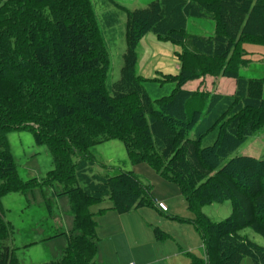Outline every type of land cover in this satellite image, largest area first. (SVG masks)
I'll list each match as a JSON object with an SVG mask.
<instances>
[{
	"label": "trees",
	"instance_id": "16d2710c",
	"mask_svg": "<svg viewBox=\"0 0 264 264\" xmlns=\"http://www.w3.org/2000/svg\"><path fill=\"white\" fill-rule=\"evenodd\" d=\"M120 8L126 49L119 78L108 84V49L91 0H0V197L40 184L19 178L6 138L10 130H29L52 158L42 184L59 183L72 212L62 255L43 264H97L95 216L107 209L91 207L108 199L125 213L153 203L133 172L93 173L90 148L117 138L132 163H146L184 197L193 216L172 218L192 223L204 251L203 258L185 252L189 264H239L244 257L264 264V247L239 233L249 227L264 238V153L233 155L264 127V74L240 73L256 54L245 46L264 48V0ZM189 18L212 20L213 34L187 33ZM148 32L181 46L178 72L165 78L175 86L158 98L134 71L138 41ZM206 75L232 78L233 92L183 88ZM225 200L232 209L224 220L202 213L203 205ZM11 235L0 205V264H19Z\"/></svg>",
	"mask_w": 264,
	"mask_h": 264
},
{
	"label": "rangeland",
	"instance_id": "374dc122",
	"mask_svg": "<svg viewBox=\"0 0 264 264\" xmlns=\"http://www.w3.org/2000/svg\"><path fill=\"white\" fill-rule=\"evenodd\" d=\"M153 0H91L96 13L97 23L106 43L109 57L107 83L111 84L119 78L122 66V54L126 49L124 9H135L146 6ZM214 32V22L206 18H189L187 21V33L208 36ZM246 49L260 53L261 46L247 44ZM181 46L167 40L159 39L152 32L143 35L138 41L135 63V74L145 79L144 85L151 98H158L169 94L175 86L167 76L176 75L178 72V54ZM252 56V55H251ZM247 66L240 68L241 75L245 77H262L264 74V61L261 55L255 54ZM227 77H212L206 75L202 78L191 80V91H209L228 93L232 90L231 80ZM232 79V78H231ZM198 80V81H197ZM230 81V82H229ZM264 96V85H263ZM9 150L17 166V174L23 181L35 179L36 184L26 192L9 191L0 197V205L5 219L12 226L10 245L13 256L19 264H43L52 259L59 258L66 246V234L72 228V212L68 197L60 194L62 186L53 182L51 185L42 184L46 173L52 169V158L48 149L43 144H37L31 131L26 129L10 130L6 134ZM264 127L247 142L241 145L233 155H250L262 158L264 153ZM90 153L95 159L93 173L102 175H116L120 172H133L138 180L150 187L152 206H141L131 210L138 213L124 220L126 230L125 238L131 244L147 242L150 238L155 245L178 244L181 249L196 245L199 251L201 238L189 221L172 218L173 214L182 218H191L192 212L187 208L184 197L178 191L176 185L160 177L146 163H132L126 153L123 143L112 138L93 145ZM155 200L165 202V211L155 206ZM110 203L108 199L93 205L91 210ZM171 207V208H170ZM231 202H213L201 207V211L212 222H219L231 214ZM129 211V212H131ZM127 212V213H129ZM105 213V211L103 212ZM99 216L95 219L97 222ZM181 225V226H180ZM176 226L183 229L181 236ZM187 227L194 230L193 236L188 234ZM157 229L170 236L158 239ZM241 235L264 247V238L251 228L245 227L239 230ZM192 239V240H191ZM174 240H177L174 242ZM119 252L123 251L124 241L120 239ZM147 246L148 243H146ZM187 251H190L188 249ZM201 253V252H200ZM120 255L127 258L130 251L121 252ZM97 254V264H107L101 261ZM99 259V260H98ZM239 264H252L249 257H244Z\"/></svg>",
	"mask_w": 264,
	"mask_h": 264
},
{
	"label": "crops",
	"instance_id": "0c3cea01",
	"mask_svg": "<svg viewBox=\"0 0 264 264\" xmlns=\"http://www.w3.org/2000/svg\"><path fill=\"white\" fill-rule=\"evenodd\" d=\"M261 50L262 51H260V53H255L262 55V53H264V48ZM224 79L231 80L232 90L228 93H232L234 89V80L231 78ZM191 83L192 82H186L183 85V88L190 90ZM158 201L163 202L162 200H155V206L156 202ZM163 203L165 204V202ZM166 208L168 211L169 206L167 207L166 205ZM99 209H107L105 213L97 214L95 216V218L99 216L98 220L100 219L99 222H97L96 219L95 220L97 224L96 234L98 238L97 254L99 255V259L102 262L105 261L107 264H189L190 261L185 256V252H191L198 257H204L202 243H200V248L202 249V251H199L196 245L190 246L186 248V250L181 249L179 244L176 246L179 247L178 249L174 248V245L167 246L163 243H157L155 245V242H153L150 238H147L146 242L150 246H147L146 243L143 244V242L131 244L125 238L124 230L126 229L124 227V220H127L128 218L135 216V214L138 213L132 211H128L129 213H118L115 210L111 209V203H105L104 206L97 207L92 211L96 212ZM172 216H177V214H173ZM180 226H176L175 228L177 229L178 233L183 236V229H181ZM187 229L188 234H190V236H193L194 240V230L190 227H187ZM166 234L168 235V237L170 236V234ZM120 239L124 241V248L121 252L130 251V255L127 258H124L120 255L121 252H119V246L120 244H122L120 243ZM175 241L177 240H174V242ZM188 249H190V251H187Z\"/></svg>",
	"mask_w": 264,
	"mask_h": 264
},
{
	"label": "built area",
	"instance_id": "2783aa9c",
	"mask_svg": "<svg viewBox=\"0 0 264 264\" xmlns=\"http://www.w3.org/2000/svg\"><path fill=\"white\" fill-rule=\"evenodd\" d=\"M157 207H158L159 209H161L162 211H165V210H166V206H165V204L162 203V202H157ZM129 264H134V263H129Z\"/></svg>",
	"mask_w": 264,
	"mask_h": 264
}]
</instances>
